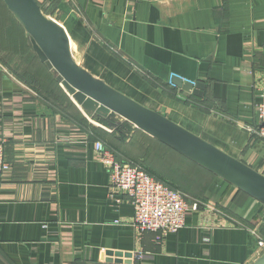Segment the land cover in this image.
<instances>
[{
  "label": "crops",
  "instance_id": "crops-1",
  "mask_svg": "<svg viewBox=\"0 0 264 264\" xmlns=\"http://www.w3.org/2000/svg\"><path fill=\"white\" fill-rule=\"evenodd\" d=\"M37 2L65 29L74 60L88 73L264 174V140L255 135L264 90V0ZM36 72L46 83L40 90L28 82ZM170 74L196 86L171 85ZM112 132L86 116L38 61L0 0V139L10 166L0 183V264L257 259L264 206L190 170L179 185L183 194L210 208L190 213L180 231L159 243L152 233L139 236L131 200L122 192L118 202L109 198V174L93 143L114 146L119 161L141 168L148 145L158 167L177 174L182 163L131 126L124 140ZM138 251L152 260L136 263Z\"/></svg>",
  "mask_w": 264,
  "mask_h": 264
},
{
  "label": "water",
  "instance_id": "water-1",
  "mask_svg": "<svg viewBox=\"0 0 264 264\" xmlns=\"http://www.w3.org/2000/svg\"><path fill=\"white\" fill-rule=\"evenodd\" d=\"M2 2L23 28L38 61L86 116L130 124L264 206V174L88 73L74 60L65 29L41 11L37 0ZM173 83L185 91L193 88L177 79ZM113 127L108 122L107 130ZM248 264H264V251Z\"/></svg>",
  "mask_w": 264,
  "mask_h": 264
},
{
  "label": "built area",
  "instance_id": "built-area-1",
  "mask_svg": "<svg viewBox=\"0 0 264 264\" xmlns=\"http://www.w3.org/2000/svg\"><path fill=\"white\" fill-rule=\"evenodd\" d=\"M177 79L183 84L195 85L193 81L170 74L169 84ZM261 102L257 106V130L255 135L264 140V90L260 95ZM95 158L102 164L109 174V198L119 201L118 192L124 193L133 207L132 226L139 236L146 233L155 235V241L161 242L167 235L180 231L187 216L198 211L201 206L209 205L199 201L190 200L181 192L172 189L164 182L151 176L145 169L119 161L115 153L102 142L93 143ZM5 141L0 139V183L10 166L4 158ZM261 253L264 251V242L258 241ZM134 261H151L152 256L142 251L134 254Z\"/></svg>",
  "mask_w": 264,
  "mask_h": 264
},
{
  "label": "trees",
  "instance_id": "trees-1",
  "mask_svg": "<svg viewBox=\"0 0 264 264\" xmlns=\"http://www.w3.org/2000/svg\"><path fill=\"white\" fill-rule=\"evenodd\" d=\"M94 120H96L99 124H101L104 127L108 126V122L113 123L114 127H113L112 135L115 137L116 134H117L118 135L117 139H119V140H124L125 139L126 134H127V132H126L127 127L131 126L130 124L125 123V122L117 124V123H115L116 122L115 119H111L110 121H107V120L99 118V117H94ZM136 131L138 133H140L141 136H144L145 138L147 137L146 139H147V143L148 144H149V142H148L149 140L153 141L154 143L160 144L159 142L155 141L154 139H152L151 137L145 135L144 133L138 131L137 129H136ZM101 134L104 135L103 132H101ZM105 143H106V141H105ZM150 143H152V142H150ZM104 145L107 148L111 149V150L115 149L114 146H112V145H110L108 143H106ZM160 145L166 151L171 152L172 154H175V155H177L180 158V163H182L183 165L181 164L180 170L178 171L177 174L173 172V170H175L173 168L169 169V168H166L165 166H162L160 168V167L157 166V162H158L156 160L157 156L154 155V158H156V159L152 158L153 157V153H150L151 152V146H149V145H148V147L144 148V151L140 154L141 157H139V158L141 159V163H139V164L151 176H153L155 179H157V180H159L161 182H164L166 185H168L172 189L177 190V191L181 192L182 194L184 193V191L181 189L182 186H179V185L183 184L182 180L185 178V173H189V170L191 172H194L196 176H198L201 173V174L205 175L206 177L207 176L215 177L214 175H212L211 173H209L205 169L199 167L195 163L187 160L186 158L178 155L177 153H175L171 149L165 147L162 144H160ZM215 178H217V177H215Z\"/></svg>",
  "mask_w": 264,
  "mask_h": 264
},
{
  "label": "rangeland",
  "instance_id": "rangeland-1",
  "mask_svg": "<svg viewBox=\"0 0 264 264\" xmlns=\"http://www.w3.org/2000/svg\"><path fill=\"white\" fill-rule=\"evenodd\" d=\"M14 66V65H13ZM12 66V67H13ZM21 71V70H20ZM20 71L18 72L19 74H20ZM26 77V76H25ZM25 77L23 76L22 78H23V80L25 79ZM30 79H31V81H28V82H31V83H33V85L35 86V87H37L38 89L37 90H40L41 88L39 87L42 83H44V84H46L45 83V80L44 79H41L40 78V75L36 72V74H34V75H32V78L30 77ZM99 125H101V124H99ZM102 126V125H101ZM104 127V126H103ZM104 128H106V127H104ZM107 129V128H106ZM149 149V148H148ZM262 254V253H261ZM260 254V255H261Z\"/></svg>",
  "mask_w": 264,
  "mask_h": 264
}]
</instances>
